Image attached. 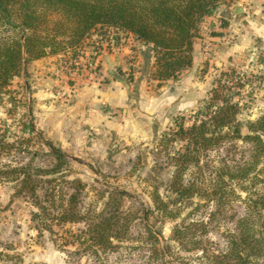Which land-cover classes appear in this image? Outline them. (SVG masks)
<instances>
[{"label":"rangeland","instance_id":"1","mask_svg":"<svg viewBox=\"0 0 264 264\" xmlns=\"http://www.w3.org/2000/svg\"><path fill=\"white\" fill-rule=\"evenodd\" d=\"M237 5L235 0L226 7ZM123 34L116 42L109 29L98 28L74 48L68 45L48 59L46 56L38 69L31 61L25 70L53 68L68 75L69 71L89 69L91 63L94 71H100V55L112 46L121 47ZM131 61L128 57L127 64ZM242 65L224 72L231 74L225 83L232 90L225 93H235L234 101L240 104L238 121L245 134L249 123L264 117V71L251 66L246 71ZM156 69L154 65L153 79ZM186 72L188 79L196 81L191 104L184 107L189 99L183 100L180 107L181 99L177 103L168 100L170 116L156 138L132 150L121 141L113 148L110 164L102 160L88 164L85 157H80L83 163L72 156L58 158L63 150L48 146L41 130H34L38 115L30 116L36 77L28 73V80L22 74L12 81L0 99V264H236L229 257L230 243L240 234L242 220L257 240L253 251L241 245L245 258L241 264H264V160L249 178L230 183L214 195L223 186V175L253 163L254 146L233 137L208 146L189 145L190 141L174 133L181 119L185 128L206 120V107L219 88L217 80L223 71L182 74ZM180 80L167 81L168 96ZM56 97L59 102L65 99ZM42 102L45 105L47 100ZM222 104L219 100L218 105ZM227 132L223 130L222 137ZM186 152L198 157L197 163L184 166L177 160ZM22 170L30 176L23 188ZM177 178L183 187L191 185L194 194L176 193L173 184ZM40 203L49 210L40 209ZM97 213L121 215L124 226L120 228H127L128 239H113V247L105 245L94 255L84 235L88 221L63 223L62 217L90 219Z\"/></svg>","mask_w":264,"mask_h":264},{"label":"trees","instance_id":"2","mask_svg":"<svg viewBox=\"0 0 264 264\" xmlns=\"http://www.w3.org/2000/svg\"><path fill=\"white\" fill-rule=\"evenodd\" d=\"M233 1L235 0H0V99L7 93L12 81L22 76L29 62L56 54L68 45L74 48V45L90 38L98 28L109 29L115 37H119L121 33L130 34L135 40L151 46L157 68L155 79L160 84L175 80L193 63L194 44L200 38L202 21ZM98 74L100 76V71ZM229 76L231 74L223 71L217 80L219 88L214 90L206 107V120L185 128L184 119H181L174 131L182 139L190 141L189 145L193 142L208 146L225 137L253 144V163L244 168L239 167L227 176L223 175V186L215 191L216 196L220 194L218 192L224 191V186L249 178L250 173L264 160V117L249 123L247 132L242 134L238 121L240 104L234 101L235 93H225L226 89L232 90L225 83ZM218 91L224 94H218ZM219 100L223 103L221 106L218 105ZM214 108L216 110L211 111ZM223 130L228 132L222 137ZM48 146L54 150L52 144L48 143ZM57 157L66 159L67 155L59 152ZM177 160L188 166L197 163L198 157L186 152ZM26 173L22 170L19 174L24 176L22 188L30 177ZM173 188L178 194L195 192L191 185L183 187L178 178L175 179ZM40 209L49 210L43 203H40ZM62 218L63 223L88 221V229L84 231V235L88 241L87 247L94 255H98L105 245L113 247V239L118 242L128 239L127 228H120L124 226V218L119 214L105 216L104 213H97L90 219L78 215ZM246 223L245 220L240 222V234L230 243L229 257L236 259V264L245 260L241 245L244 244L253 251L252 244L257 240L254 232L245 228ZM260 240L262 242L261 236Z\"/></svg>","mask_w":264,"mask_h":264},{"label":"crops","instance_id":"3","mask_svg":"<svg viewBox=\"0 0 264 264\" xmlns=\"http://www.w3.org/2000/svg\"><path fill=\"white\" fill-rule=\"evenodd\" d=\"M238 8L242 12L236 14ZM220 21H227L223 29L214 25ZM200 30L193 63L186 71H228L237 64L246 65H242L246 71L249 66L264 71V0H238L237 6H224L205 18ZM121 34L115 37L116 42ZM123 36L121 47L112 46L99 57L102 83L89 84L80 77L73 78L70 71L65 75L53 68L23 73L26 80L28 73H33L37 80L34 111L30 109L32 119L35 112L38 115L33 120L34 130H41L48 143L82 163L80 157H85L88 164L99 160L110 164L113 148L121 141H126L125 148L132 150L156 138L157 130L167 124L170 116L168 100L177 103L181 99L182 107L183 100L189 99L184 104L187 107L197 93L193 91L196 81L188 79L186 72L178 77L181 80L172 96H168L167 81L160 84L152 78L155 57L151 46L130 34ZM128 57L132 60L129 65ZM44 59L34 60L31 65L38 69ZM130 66L133 71H127ZM27 89L30 92L28 86ZM56 95L64 96V101L59 102ZM197 98L196 94L194 100ZM42 100L47 103L43 105Z\"/></svg>","mask_w":264,"mask_h":264},{"label":"built area","instance_id":"4","mask_svg":"<svg viewBox=\"0 0 264 264\" xmlns=\"http://www.w3.org/2000/svg\"><path fill=\"white\" fill-rule=\"evenodd\" d=\"M214 25H216V27L219 29H223L225 27L222 21L216 24L214 23ZM70 73L73 78L80 77L82 81H85L86 83H89V84L102 83L101 77L99 76L98 71L93 70V64L91 63H89V69L85 71H70Z\"/></svg>","mask_w":264,"mask_h":264},{"label":"water","instance_id":"5","mask_svg":"<svg viewBox=\"0 0 264 264\" xmlns=\"http://www.w3.org/2000/svg\"><path fill=\"white\" fill-rule=\"evenodd\" d=\"M241 12H242V9H240V8L236 9V11H235L236 14H239V13H241ZM73 160H75V161H77V162H79V163H82L81 161H79V160L76 159V158H73Z\"/></svg>","mask_w":264,"mask_h":264}]
</instances>
